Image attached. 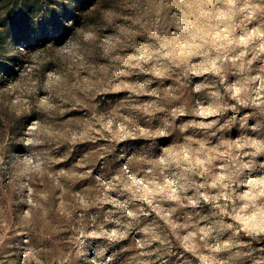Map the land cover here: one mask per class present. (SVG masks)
<instances>
[{
    "label": "clouds",
    "instance_id": "9594fccd",
    "mask_svg": "<svg viewBox=\"0 0 264 264\" xmlns=\"http://www.w3.org/2000/svg\"><path fill=\"white\" fill-rule=\"evenodd\" d=\"M0 264H264V0H0Z\"/></svg>",
    "mask_w": 264,
    "mask_h": 264
},
{
    "label": "rangeland",
    "instance_id": "374dc122",
    "mask_svg": "<svg viewBox=\"0 0 264 264\" xmlns=\"http://www.w3.org/2000/svg\"><path fill=\"white\" fill-rule=\"evenodd\" d=\"M79 7L83 8V7H85V4H80ZM26 9H29L30 11L28 13V16L24 17L25 18L24 20L27 21L28 23H30L31 27L27 26L24 33L18 34L15 38H13L15 43L24 44L25 46L31 48V47L37 46L38 44H42L44 41L48 40L52 36H56L57 38L62 37L64 30L60 24V18L57 16V14L55 12H53L51 14V19L44 20L41 23L39 31H35L32 27L33 19L39 18L40 12L42 10V6L37 7L35 5H33V6H27L26 5L24 8L18 10V14L25 12ZM26 11H28V10H26ZM25 13H24V15H25ZM63 15L65 18H67L68 16L71 15V12H69L67 9H65ZM47 24H53L55 26V31L52 33H49V31L47 29ZM11 36L13 37V35H11ZM20 36H25V37L29 38V40L24 41L23 39H20ZM4 70L6 72L11 71L7 67H5Z\"/></svg>",
    "mask_w": 264,
    "mask_h": 264
},
{
    "label": "trees",
    "instance_id": "16d2710c",
    "mask_svg": "<svg viewBox=\"0 0 264 264\" xmlns=\"http://www.w3.org/2000/svg\"><path fill=\"white\" fill-rule=\"evenodd\" d=\"M28 10V11H26ZM25 12L18 14V10H13L8 12L7 18L4 21L5 24L10 23L11 25V31L9 34L13 35V38H15L18 34L24 33V31L26 30L27 26H30V23H28L27 21H25L24 17L28 16L29 13V9H26ZM25 13V15H24ZM26 22V23H25ZM20 39H23L24 41H28L29 38L25 37V36H20Z\"/></svg>",
    "mask_w": 264,
    "mask_h": 264
}]
</instances>
